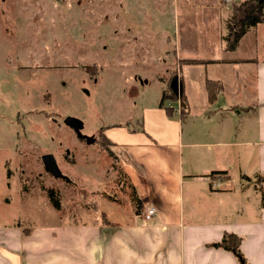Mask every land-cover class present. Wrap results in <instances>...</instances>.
I'll list each match as a JSON object with an SVG mask.
<instances>
[{"label":"rangeland","instance_id":"rangeland-1","mask_svg":"<svg viewBox=\"0 0 264 264\" xmlns=\"http://www.w3.org/2000/svg\"><path fill=\"white\" fill-rule=\"evenodd\" d=\"M232 6H221L225 16ZM258 26L241 39V52L264 49V22ZM225 27L218 0H0V222L33 227L139 216L130 185L141 192L143 175L123 161L111 137L119 144L116 136L131 141L129 134L142 132V112L158 108L163 92L170 95L176 79L182 86V77L200 112L203 83L210 98L209 79L229 69L204 60L167 69L169 58L185 45L204 56L215 45L225 48L219 34ZM227 51L221 55L230 57ZM138 56L136 67L128 66ZM219 86L226 95L228 85L216 80ZM175 94L161 108L179 121L183 98ZM220 107H228L226 100L211 110ZM67 116L81 119L82 134L94 141L80 138L64 123ZM186 120L190 125L194 117ZM47 153L65 178L46 170ZM49 189L60 198L59 209Z\"/></svg>","mask_w":264,"mask_h":264},{"label":"crops","instance_id":"crops-1","mask_svg":"<svg viewBox=\"0 0 264 264\" xmlns=\"http://www.w3.org/2000/svg\"><path fill=\"white\" fill-rule=\"evenodd\" d=\"M219 4V21L226 25ZM225 32L226 27L220 36ZM195 48L185 45L174 52L167 69L181 66L184 59L212 66L222 62L229 70L214 72L212 80L228 85L226 95L223 89L211 101L203 83L197 112L182 77L183 118L172 120L159 104L142 112L144 130L129 134L131 141L116 136L118 144L111 137L123 161L142 173L138 193L147 198L146 207L157 206L159 214L150 220L141 215L124 222L98 217L33 227L0 222V264H240L232 250L220 245L225 234L241 237L247 264H264V49L244 46L241 52L239 45L226 58L223 44L206 56ZM139 59L128 66L136 67L132 62ZM220 100L228 107L211 110ZM188 116L194 117L190 125ZM157 119L159 123L149 124ZM214 171H225V176L213 177ZM220 177L221 186L213 187L211 178Z\"/></svg>","mask_w":264,"mask_h":264},{"label":"trees","instance_id":"trees-1","mask_svg":"<svg viewBox=\"0 0 264 264\" xmlns=\"http://www.w3.org/2000/svg\"><path fill=\"white\" fill-rule=\"evenodd\" d=\"M222 5L226 4L225 0H220ZM233 6L230 11V15L226 19L227 33L223 35V39L226 41V50H236L240 44L241 39L247 34V32L255 29L260 23L264 22V0H234ZM184 61H192V63L200 62L201 60L196 59H184ZM210 87V100L213 101L218 92L222 90V86L216 89V81L209 80ZM219 89V90H218ZM214 91V93H213ZM171 94L167 95L164 91L161 105L164 104L165 99L173 96L175 92L172 90ZM177 95V94H175ZM183 96V93H182ZM225 171H214L211 173L215 176H225ZM133 192L131 193L132 201L134 202L135 214L140 215L142 208L147 201L146 197L139 195L136 188L130 185ZM49 198L54 204L55 208H60V198L55 196L54 190L49 189ZM241 237L235 234H225L220 245L226 249L232 250L239 258L240 264H247V260L240 250Z\"/></svg>","mask_w":264,"mask_h":264},{"label":"water","instance_id":"water-1","mask_svg":"<svg viewBox=\"0 0 264 264\" xmlns=\"http://www.w3.org/2000/svg\"><path fill=\"white\" fill-rule=\"evenodd\" d=\"M172 90L176 94H181L182 92V86L180 85V82L178 79L174 80L171 84ZM64 123L70 127H72L75 131H77V134L80 138H86L87 142L94 141V136H88L83 135L81 129L84 127V123L81 119L73 117V116H67L64 120ZM42 160L44 162V166L47 171H49L53 176L56 177H63L66 176L62 173V171L59 169L56 159L53 156V154L47 153L42 156Z\"/></svg>","mask_w":264,"mask_h":264},{"label":"built area","instance_id":"built-area-1","mask_svg":"<svg viewBox=\"0 0 264 264\" xmlns=\"http://www.w3.org/2000/svg\"><path fill=\"white\" fill-rule=\"evenodd\" d=\"M226 4H232L234 2V0H225ZM211 185L213 187H220L221 186V179H217V178H211ZM159 214V209L157 206L155 205H149L146 207L144 213H143V217L145 220H150L152 218H154L155 216H157Z\"/></svg>","mask_w":264,"mask_h":264},{"label":"flooded vegetation","instance_id":"flooded-vegetation-1","mask_svg":"<svg viewBox=\"0 0 264 264\" xmlns=\"http://www.w3.org/2000/svg\"><path fill=\"white\" fill-rule=\"evenodd\" d=\"M82 139H85V140L87 141V139H86V138H82Z\"/></svg>","mask_w":264,"mask_h":264}]
</instances>
